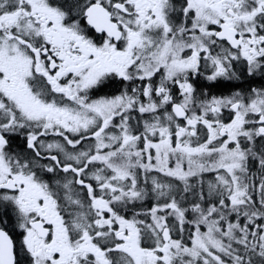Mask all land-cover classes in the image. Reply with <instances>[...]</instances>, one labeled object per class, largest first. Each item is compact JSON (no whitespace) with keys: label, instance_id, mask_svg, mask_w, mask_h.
Masks as SVG:
<instances>
[{"label":"snow or ice","instance_id":"1","mask_svg":"<svg viewBox=\"0 0 264 264\" xmlns=\"http://www.w3.org/2000/svg\"><path fill=\"white\" fill-rule=\"evenodd\" d=\"M13 212L28 264H264V0H0V264Z\"/></svg>","mask_w":264,"mask_h":264},{"label":"trees","instance_id":"2","mask_svg":"<svg viewBox=\"0 0 264 264\" xmlns=\"http://www.w3.org/2000/svg\"><path fill=\"white\" fill-rule=\"evenodd\" d=\"M249 81H253L251 83V85H249ZM232 83L239 84L241 82L240 81H234ZM221 84L222 85H228L229 82L223 81V82H221ZM249 86H252V87H261L262 86L261 80H259L257 78H255L253 80L252 77H249V78H247V81H244L243 82V89H241V90H247ZM213 90L215 92H218L219 93L217 95L227 96V95H230L231 92L235 91L236 89L233 88V87H231V86H221V87H213ZM250 169L252 170L254 176L259 177L260 172H259V169L258 168H254L252 165H250ZM211 178H212V174H205V179L206 180L207 179H211ZM148 203L149 202H145L144 210H147ZM152 203H155V201H152ZM10 220H11V222L6 223L3 226L7 228V230L10 232V235L15 240V243H16V246H17V250H22V239L20 237L21 231L19 230L18 226L13 227V224L15 223V213L14 212L11 213ZM18 259L20 261V264H25V260L22 259L21 254H19Z\"/></svg>","mask_w":264,"mask_h":264},{"label":"flooded vegetation","instance_id":"3","mask_svg":"<svg viewBox=\"0 0 264 264\" xmlns=\"http://www.w3.org/2000/svg\"><path fill=\"white\" fill-rule=\"evenodd\" d=\"M238 67H241V66L238 65ZM257 79L261 80V78H259V77H257ZM198 88L201 89V90H207L212 95L219 94L218 92H215L213 90V87H208L207 86V82L206 81H203V80H201L199 82ZM119 91H120V86H119V84H116V85L107 87L105 89V91L102 92V93H99V95H109L110 96V95L118 94ZM217 96H220V95H217ZM12 144H13V146H14V148H15L16 151H20L23 148V140H21V139H15V140H13L12 141ZM85 146L87 147V145H85ZM20 237H21V239H23L22 233H20ZM14 243H15V240H14ZM15 245H16V243H15ZM16 249H17V246H16ZM17 253H18V257H19V254H21L22 259L25 260V264H28V257L24 254V252L22 250H17Z\"/></svg>","mask_w":264,"mask_h":264}]
</instances>
